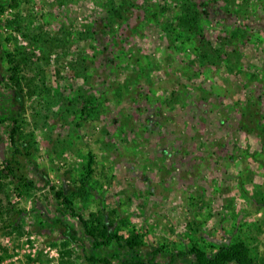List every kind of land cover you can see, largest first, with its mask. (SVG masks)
I'll list each match as a JSON object with an SVG mask.
<instances>
[{"label":"rangeland","instance_id":"obj_1","mask_svg":"<svg viewBox=\"0 0 264 264\" xmlns=\"http://www.w3.org/2000/svg\"><path fill=\"white\" fill-rule=\"evenodd\" d=\"M10 1L0 0V118L18 120L20 150L29 137L30 156L16 158L35 188L2 183L0 264H86L79 246L63 254L53 218L85 234L45 181L85 219L124 220L119 235L133 229L149 248L240 236L264 264V0ZM187 1L203 22L190 40L177 28ZM19 15L29 32L6 29ZM11 127L0 125L5 158ZM16 211L18 229L6 228ZM111 251L97 252L124 255Z\"/></svg>","mask_w":264,"mask_h":264},{"label":"trees","instance_id":"obj_2","mask_svg":"<svg viewBox=\"0 0 264 264\" xmlns=\"http://www.w3.org/2000/svg\"><path fill=\"white\" fill-rule=\"evenodd\" d=\"M20 4L21 0H11L6 6L9 7V9H16ZM124 4L125 3H122L115 8L111 5V16L120 18V11ZM4 9L5 6L0 4V13H2ZM180 10L181 13L177 18V28L185 35L187 34L188 40L196 38V36H202V14L198 11L196 6L189 4L187 1L181 5ZM20 18L19 15L18 18H15L13 21L8 20V22L4 24L6 29L14 28L19 32L23 29L25 30L24 32H29L28 25H30V23H26L25 20L22 22ZM24 37L27 38L28 36L24 34ZM41 39L42 37L40 36V41ZM7 42H10V40L8 39ZM42 42L41 44H43ZM34 43L39 42L35 41ZM201 45H206V42H201ZM199 52V60L202 62L210 60L209 54H203L201 50ZM16 71L18 75L19 71L17 69ZM21 80L24 82L25 86L29 87L31 85L30 80H24L23 77L11 79L13 83H20ZM13 90L17 100L22 99V89L13 88ZM93 107L94 106L90 100H84L81 110L82 112H80V114L84 116L90 115L94 111ZM244 114L249 116L248 112ZM7 121L12 123L10 141L12 146H14L15 152L10 158H5V160L1 162L0 192L3 191V181H9L16 191L24 193L26 192L25 190H33L35 185L33 181L27 179L23 174H20V164L16 157L20 154L19 151L21 150L24 151L28 157L30 156L29 150L32 148L31 141L28 139L29 137H25L24 142L28 145L20 150V147H18L16 143L17 139L22 135L20 124H18V120L15 116H11L6 119L0 118V125ZM259 128L264 132V123L263 126H259ZM45 182L50 189V192L53 194V199L56 202H59L63 208V214H69L72 218L76 219L81 224L85 234L84 238H79L73 230H71L70 226L64 223L61 218L52 219L50 226L61 233L63 254L65 255V258H70L72 256L71 251L73 246H79L82 250V257L86 264H113V262L116 264H259L257 260L258 258L253 255L250 245L242 240L240 236L232 241H212L208 245L203 246L190 241V245L187 246L186 250L179 251L168 250L165 247L156 246L149 248L133 229L129 230V236L127 238H123L119 235L122 228L126 227V222L124 220H121V224L119 225H122V227L120 226V228L118 227L119 221H114L103 214H101V216L92 215L85 219L81 214L75 211L72 201L67 197V189L62 187L56 188L50 185L48 181ZM262 202L264 203V199ZM22 214L23 212L16 211L15 215L17 218H10L6 223V228L18 229L17 222ZM85 242H87V244L89 243V246H86ZM110 249H112L111 253H114L116 250L123 252L124 255L122 256L116 252L111 255H102L97 252L99 250ZM158 259H162L163 262L159 263ZM2 260L3 259L0 258V262ZM262 261L264 263V257L262 258Z\"/></svg>","mask_w":264,"mask_h":264},{"label":"water","instance_id":"obj_3","mask_svg":"<svg viewBox=\"0 0 264 264\" xmlns=\"http://www.w3.org/2000/svg\"><path fill=\"white\" fill-rule=\"evenodd\" d=\"M1 80V78H0ZM5 145L4 143H0V161L3 162L5 160Z\"/></svg>","mask_w":264,"mask_h":264},{"label":"built area","instance_id":"obj_4","mask_svg":"<svg viewBox=\"0 0 264 264\" xmlns=\"http://www.w3.org/2000/svg\"><path fill=\"white\" fill-rule=\"evenodd\" d=\"M57 264H63L61 261H57Z\"/></svg>","mask_w":264,"mask_h":264}]
</instances>
